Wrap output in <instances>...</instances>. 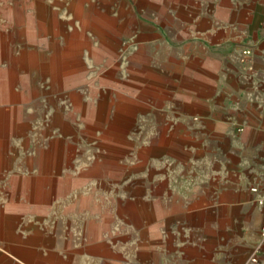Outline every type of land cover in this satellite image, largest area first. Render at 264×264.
<instances>
[{
  "label": "crops",
  "instance_id": "crops-1",
  "mask_svg": "<svg viewBox=\"0 0 264 264\" xmlns=\"http://www.w3.org/2000/svg\"><path fill=\"white\" fill-rule=\"evenodd\" d=\"M151 2L126 60L71 44L96 88L5 183L0 264H264V0Z\"/></svg>",
  "mask_w": 264,
  "mask_h": 264
},
{
  "label": "rangeland",
  "instance_id": "rangeland-1",
  "mask_svg": "<svg viewBox=\"0 0 264 264\" xmlns=\"http://www.w3.org/2000/svg\"><path fill=\"white\" fill-rule=\"evenodd\" d=\"M149 5L158 11L151 0H0V194L16 164L30 174L27 160L46 146L49 114L54 103L68 107L70 84L96 88V69L87 76L65 69L71 44L94 63L102 53L124 61L138 22L158 16L145 12ZM21 51L31 59L18 60Z\"/></svg>",
  "mask_w": 264,
  "mask_h": 264
},
{
  "label": "built area",
  "instance_id": "built-area-1",
  "mask_svg": "<svg viewBox=\"0 0 264 264\" xmlns=\"http://www.w3.org/2000/svg\"><path fill=\"white\" fill-rule=\"evenodd\" d=\"M245 54H248L249 51L248 50H245L244 51ZM253 191L257 192V188H252ZM258 204L260 205H264V196H261L258 200H257ZM260 236L261 238L264 240V226L261 228V231H260ZM259 247L256 248V250L254 251V254L253 256L251 257L250 261L251 262H257L258 261V253H259Z\"/></svg>",
  "mask_w": 264,
  "mask_h": 264
}]
</instances>
